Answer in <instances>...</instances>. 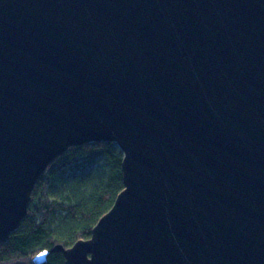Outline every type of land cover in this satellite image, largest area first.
<instances>
[{
    "label": "water",
    "instance_id": "obj_1",
    "mask_svg": "<svg viewBox=\"0 0 264 264\" xmlns=\"http://www.w3.org/2000/svg\"><path fill=\"white\" fill-rule=\"evenodd\" d=\"M98 141L124 188L66 264H264V0H0V241Z\"/></svg>",
    "mask_w": 264,
    "mask_h": 264
},
{
    "label": "trees",
    "instance_id": "obj_2",
    "mask_svg": "<svg viewBox=\"0 0 264 264\" xmlns=\"http://www.w3.org/2000/svg\"><path fill=\"white\" fill-rule=\"evenodd\" d=\"M123 157L113 141L72 146L58 156L36 183L27 216L0 241V264H34L43 250L51 251L45 264H66L53 248L91 237L124 188Z\"/></svg>",
    "mask_w": 264,
    "mask_h": 264
}]
</instances>
